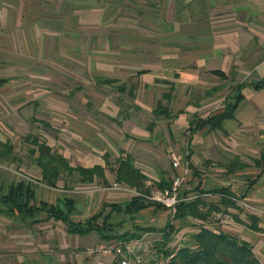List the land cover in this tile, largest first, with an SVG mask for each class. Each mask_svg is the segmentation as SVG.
<instances>
[{"label":"crops","instance_id":"crops-1","mask_svg":"<svg viewBox=\"0 0 264 264\" xmlns=\"http://www.w3.org/2000/svg\"><path fill=\"white\" fill-rule=\"evenodd\" d=\"M1 77V141L15 145L38 134L70 165H101L103 171L86 181L76 171L63 172L48 185L22 140L16 168L0 166V194L11 182L33 181L36 205L45 201L65 211L70 205L72 221L94 217L98 224L111 222L118 234L138 233L120 241L148 255L144 237L157 232L160 242L159 229L180 222L173 209L154 203L125 211L139 192L116 178L119 161L130 155L146 176V198L186 169L190 178L178 197L201 194L218 202L216 191L226 189L237 206L220 204L208 222L189 217L166 248L174 234L184 229L182 240L191 242L205 225L248 241L264 264V208L241 203L264 205V170L253 162L264 149L256 148L264 136V86H252L264 78V0H0ZM236 84H243V97L233 117L221 128L189 129L196 118L222 111ZM176 151L181 155L173 166ZM233 159L244 165L229 168ZM157 216H164L162 227L143 223L142 217ZM4 238L15 249L2 257L7 264H117L111 254L88 250L108 241L96 229L71 232L46 210L26 222L0 213Z\"/></svg>","mask_w":264,"mask_h":264},{"label":"trees","instance_id":"trees-1","mask_svg":"<svg viewBox=\"0 0 264 264\" xmlns=\"http://www.w3.org/2000/svg\"><path fill=\"white\" fill-rule=\"evenodd\" d=\"M219 75L224 76L222 71L214 70ZM6 78L1 77L0 82L5 81ZM243 84H236L235 94L228 95L232 98L225 103L222 111L209 114L205 117H198L195 119L193 127L189 129L200 128L208 126L210 129L221 128L222 122L227 117H233L234 110L238 102L242 99L241 92ZM252 86L259 89L264 86V78L254 81ZM159 106L158 108H160ZM190 122V125H192ZM45 125L48 123L43 122ZM22 140L28 143L27 156L35 163L41 173L40 180L48 185H56L57 180L61 174L66 172L72 174L74 171L80 173L84 181L91 180L93 175H101L103 167L95 165L93 167L72 166L69 160L52 149L45 140L41 139L38 134L28 133ZM15 145L9 140H0V159H9V161H20L14 149ZM253 162L257 166H261L264 170V149L260 151L259 156L253 158ZM243 166L244 162H238L233 159L228 166ZM116 178L124 180L129 185L134 186L139 192L134 195L132 199L124 206V210L132 213L148 204L154 203L158 206L166 207L161 202L146 198L150 194L149 187L145 185L144 180L146 176L136 168L131 156L126 155L124 159L119 161V166L116 169ZM254 180H251L250 184ZM34 186L33 181L20 179L16 182H11L7 190L0 194V213H8L17 217L20 221L26 222L29 218L40 211L46 210L48 217L61 219L67 225L71 232L86 233L92 229H96L104 240L118 239L127 241L131 238L137 237L138 233L134 234L130 231L118 234L116 228L111 222L102 221L98 224L95 218L92 217L89 221L80 222L72 221L69 218L71 206H66V211L61 206L48 204L45 201H40L37 205L34 203ZM169 181L163 179V184L160 185L161 191L170 188ZM250 186V185H249ZM221 192L220 201L207 202L202 199L201 194L193 199L179 200L173 207L172 217L178 219L179 226H175L172 222H168L164 227L159 229L161 241L157 247V253L168 254L175 251L172 257V264H263L258 256L254 253L251 244L243 239H239L234 233L219 228H211L205 225H199L197 231L192 234L191 242L183 243L176 247H167L168 240L171 239L172 234L177 229L183 227L189 217L199 219L202 221H210L213 212L220 210V204L224 207L237 206L234 195L226 189L217 190ZM118 209L120 207H113ZM137 229L148 230V228L137 227ZM154 230V229H153Z\"/></svg>","mask_w":264,"mask_h":264},{"label":"built area","instance_id":"built-area-1","mask_svg":"<svg viewBox=\"0 0 264 264\" xmlns=\"http://www.w3.org/2000/svg\"><path fill=\"white\" fill-rule=\"evenodd\" d=\"M172 165H179V160L174 157L172 160ZM187 175L186 169L182 173L177 174L171 183L170 188L162 190L159 194L155 196H147L148 198L157 200L161 202L166 207L173 209L174 205L182 198L178 197L177 192L181 184L184 182ZM244 206L252 209L254 211L255 207L248 205L245 201L241 202ZM89 251H101L103 253H108L113 256L117 264H172V257L174 250L168 254H148L143 255L139 250L131 247L129 249L125 248L120 240L110 239L108 241L101 242L94 248H88Z\"/></svg>","mask_w":264,"mask_h":264},{"label":"rangeland","instance_id":"rangeland-1","mask_svg":"<svg viewBox=\"0 0 264 264\" xmlns=\"http://www.w3.org/2000/svg\"><path fill=\"white\" fill-rule=\"evenodd\" d=\"M8 124L9 123L6 124V127H7ZM56 125L57 124H55V127H56ZM18 130H19V128H18ZM0 131H2V127L1 126H0ZM21 147L25 148V146H22V140L21 139L20 140L17 139V141H15L14 149H15L16 153L18 154V156H19V153H21ZM256 148L258 149V151H259V149L264 148V136H260V140L257 141V147ZM18 151H19V153H18ZM178 153L181 155V153L179 151H176V153H174V155L172 156V159L174 157H176V156H179ZM244 158L247 161L251 162V159H249L248 157L245 156ZM180 160H181V158H180ZM10 162H12V163H10ZM5 164H8L9 166L14 168L17 165V161H9V160H6V159L0 160V166L1 167H2V165H5ZM19 164H22V163H19ZM176 173L177 172H174V174H176ZM189 178H190V174L186 175V178H185L184 182L181 184L180 187H182L183 184L185 185L187 183V181L189 180ZM184 185H183V187H184ZM252 206L255 207L254 211H258V210H261V209L264 208V205H262V208L259 207L260 205H258L257 207L254 206V205H252ZM250 210H252V209H250ZM142 218H143V223H151L152 225H155L158 228L163 226L162 224H163V221H164V216H162L161 219L159 218V216H157L156 220H154V221H150V220H148L145 217H142ZM214 221H216V220H214ZM192 229H195V228L194 227L190 228V230H192ZM184 231L185 230L183 229L180 232L174 234V237H173L172 241L169 243V246H168L169 248L176 247V246L178 247V246H180V244L182 245L184 243L183 240H185V239L182 238V236L184 235ZM7 239L4 238V239H2V242L0 241V247L2 248L0 250V264H7V261L5 259H3L2 257L9 256L10 254L14 255V253H15V249H13V247L10 244H4V243L8 242ZM158 239H159V234L157 232L148 233V236L144 237V241H146V246H145L146 248L143 247L144 249L143 248H141V249H143V251L145 253H147V254H151V253L157 252V247H158V245H160L158 243L159 242ZM96 244L97 243L91 244V245L94 247ZM88 246H90V245H88ZM95 253H96L95 256H102L100 252H95ZM97 253H99V254H97ZM21 254H22V252L20 254H18V258L22 257ZM64 256H68V255L65 254ZM80 257L82 259H86L88 256H86L84 254V252H82Z\"/></svg>","mask_w":264,"mask_h":264}]
</instances>
